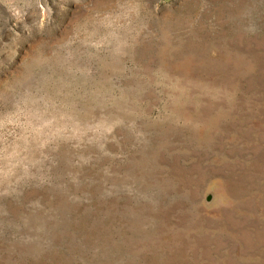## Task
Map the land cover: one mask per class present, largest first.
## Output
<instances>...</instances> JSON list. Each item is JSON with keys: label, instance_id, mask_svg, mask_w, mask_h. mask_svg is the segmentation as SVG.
<instances>
[{"label": "rangeland", "instance_id": "obj_1", "mask_svg": "<svg viewBox=\"0 0 264 264\" xmlns=\"http://www.w3.org/2000/svg\"><path fill=\"white\" fill-rule=\"evenodd\" d=\"M0 264H264V0H0Z\"/></svg>", "mask_w": 264, "mask_h": 264}]
</instances>
